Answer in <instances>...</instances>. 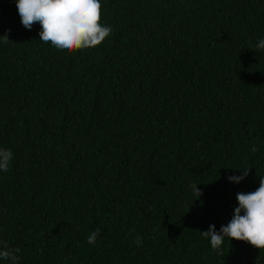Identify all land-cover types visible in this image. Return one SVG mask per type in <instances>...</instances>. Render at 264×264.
<instances>
[{"label":"trees","instance_id":"1","mask_svg":"<svg viewBox=\"0 0 264 264\" xmlns=\"http://www.w3.org/2000/svg\"><path fill=\"white\" fill-rule=\"evenodd\" d=\"M101 5L112 33L68 54L0 0V242L19 264H264L201 233L264 177V0Z\"/></svg>","mask_w":264,"mask_h":264},{"label":"clouds","instance_id":"2","mask_svg":"<svg viewBox=\"0 0 264 264\" xmlns=\"http://www.w3.org/2000/svg\"><path fill=\"white\" fill-rule=\"evenodd\" d=\"M16 3L23 26L30 30L33 24L39 23L40 40L50 43L59 52L73 54L96 47L112 33L110 26L101 23V0H16ZM3 37L5 43L10 41L7 35ZM250 49L264 50V39H259ZM12 158L10 149L0 148V171L9 170ZM237 169H243V175L230 176V181L240 182L249 173V168ZM192 189L194 196L199 198L202 192L196 183H193ZM237 201L233 218L226 226L222 225L217 232L215 225H209L208 231H201L202 235L217 254L223 253L225 238L245 241L264 251V177H260L255 191L237 193ZM100 232L98 228L93 230L87 242L95 246ZM134 243L142 245V238L137 236ZM0 244V260L19 264V249H9L5 242Z\"/></svg>","mask_w":264,"mask_h":264}]
</instances>
